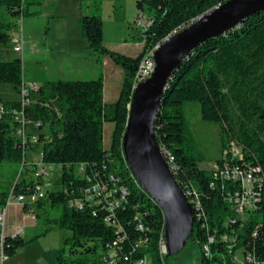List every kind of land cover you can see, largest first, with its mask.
Here are the masks:
<instances>
[{
    "label": "trees",
    "instance_id": "1",
    "mask_svg": "<svg viewBox=\"0 0 264 264\" xmlns=\"http://www.w3.org/2000/svg\"><path fill=\"white\" fill-rule=\"evenodd\" d=\"M85 1L89 0H82ZM225 1H137L138 10L147 6L154 23L141 39L144 45L136 57L104 44L100 13L82 14L81 27L88 47L109 56L124 71L119 96L113 103L104 100L103 63L99 65L97 77L90 80H49L43 73L37 75L33 83L39 86L30 90V102L22 109L20 100H4L0 96V104L4 106V112H0V162H24L27 147L35 145L41 149L43 163L63 165L62 186L46 192L51 206L60 210L59 216L48 217L47 222L51 227L73 233L65 239L66 244H71L70 254L65 256L62 248L57 257L59 264H109L106 255L115 241L119 242L115 264H137L146 257L152 264H165L166 255L160 249V242L165 238L164 213L139 185L124 155L123 137L130 103L140 68L150 51ZM44 2L0 0V44L14 40L12 31L16 26L5 20L3 7L10 16L23 18L36 14L31 8ZM7 83L14 84L19 92L26 83L21 58L0 59V85ZM188 102L199 105L202 120L220 123L221 143L228 151L229 163L250 170L257 179L256 208L245 217L237 214L226 201L229 194L242 191L241 182L216 176L202 167L207 155L187 117ZM14 109H21L28 121L25 138L18 133L22 124L16 120ZM38 122L40 126H36ZM106 122L114 124L109 148L104 142ZM156 133L167 152L166 158H173L171 166L177 181L187 195L194 191L198 194L200 204L196 203L194 194L189 196L195 217L189 240L202 246L203 264H235V255L240 249L264 264V10L226 34L197 46L175 70L156 118ZM232 143L241 148L242 158L232 155ZM74 165L84 166V174L77 175ZM100 176L107 186L98 197L101 202L87 203L82 209L70 207V200L81 198L82 190L95 185ZM35 185V180L22 185L16 183L11 192L0 194V205L7 206L11 195L33 194ZM123 189L127 193L115 206L112 224H108L109 207L120 199ZM35 205L43 209L45 199L32 207L26 203L24 210L29 212L33 208L36 214ZM139 223H143L144 230L138 229ZM224 235L234 241H224ZM211 236L214 242H210ZM28 241L21 235L6 234L4 254L11 257ZM141 241H144L142 245ZM205 245L210 246V255L204 250Z\"/></svg>",
    "mask_w": 264,
    "mask_h": 264
},
{
    "label": "rangeland",
    "instance_id": "2",
    "mask_svg": "<svg viewBox=\"0 0 264 264\" xmlns=\"http://www.w3.org/2000/svg\"><path fill=\"white\" fill-rule=\"evenodd\" d=\"M31 10L37 13L21 18L10 16L6 8H2L5 20L16 24L12 31L13 35L21 32L23 22L26 43L23 52L14 50V41L0 44V55H2L0 59L21 58L24 62L26 84H31L41 73L45 74L49 80H90L97 77L100 63H103L104 69L105 56L90 49L83 36L82 14L100 13L102 15L104 44L108 48L128 56H136L139 54H137L138 50L144 45L141 41L143 38L141 29L134 25L138 12L136 0H106L101 3L92 0L85 2L45 0L41 6L32 7ZM35 58L48 61H30ZM106 69L111 80L110 91L116 94L122 86L123 75L121 72L113 73L110 65L106 66ZM0 96L4 100L22 99L15 85L10 83L0 85ZM186 114L201 149L207 155V161L202 164V167L214 171L219 161L224 162L228 158V153L221 143V125L202 120L199 105L195 102H188ZM109 125L113 127L114 124L111 122L105 124L104 142L107 148L110 146ZM30 150L27 147V161L33 160L36 163L39 161L43 165H24V162L14 160L0 162V194L11 192L16 183L22 185L25 182L36 181L34 169H41L44 166L48 173L42 177L43 190L47 192L62 186L63 165L45 164L40 159L41 149H36L33 155ZM73 170L77 175H83L85 172L84 166L79 165H74ZM16 199V197L10 198L12 202L7 207L6 219L4 222L0 221V233L3 230V223H6V234L11 232V226L19 224L24 228L21 236L29 241L4 262H1L0 258V264H59L57 260L59 251L64 248L65 256H69L71 244H66L65 239L73 235L71 230L51 227L47 222L48 217L59 216L60 210L53 208L50 201L45 198L43 209L34 206L36 214L40 216L37 217L36 223H31L29 212L24 210L22 205L13 203ZM5 207L0 205V210ZM49 228L50 230L47 231ZM204 250L209 251L208 245L204 246ZM242 260V250H239L236 255L237 264H241ZM165 264H203L202 246L198 242L189 240L180 252L173 255L167 254Z\"/></svg>",
    "mask_w": 264,
    "mask_h": 264
},
{
    "label": "water",
    "instance_id": "3",
    "mask_svg": "<svg viewBox=\"0 0 264 264\" xmlns=\"http://www.w3.org/2000/svg\"><path fill=\"white\" fill-rule=\"evenodd\" d=\"M264 10V0H227L168 37L154 52L155 70L134 88L123 137L126 162L144 191L165 216L168 254L180 252L193 234L194 206L174 176L156 133V118L175 70L192 51Z\"/></svg>",
    "mask_w": 264,
    "mask_h": 264
},
{
    "label": "built area",
    "instance_id": "4",
    "mask_svg": "<svg viewBox=\"0 0 264 264\" xmlns=\"http://www.w3.org/2000/svg\"><path fill=\"white\" fill-rule=\"evenodd\" d=\"M140 1V0H136ZM142 1V0H141ZM146 6L143 8L139 9L136 15V18L134 20V25L136 28L141 29L142 32V37L145 38L146 34L145 32L153 25L154 23V17L152 13ZM22 30H23V22H22ZM14 50L17 52H23L24 51V46H25V37L23 35V32H19L14 36ZM155 52V51H154ZM154 54H149L148 57V63H146V73L143 74L142 79H140V82L144 80V76H151L152 73L155 70L156 63L153 58ZM38 84L31 82V84H24L21 88L20 94L22 95L21 101V109L24 107L26 104L30 102L29 99V93L30 90L32 89H37ZM21 109H14L15 113V118L17 121H19L22 124V127L19 128L18 133L22 138H25L26 136V131L27 128H25V125L28 123V121L25 120L23 111ZM0 112H4V106L3 104H0ZM40 122L36 124V126H40ZM33 142L36 141V138L32 139ZM165 151V150H164ZM231 153L234 157L237 158H242V151L240 147H237L234 143H232L231 146ZM166 152V151H165ZM228 153V151H227ZM167 156V152H166ZM169 163L172 165L173 158L171 157L170 160H168ZM43 165L42 163L39 164ZM223 166V167H222ZM47 168L44 166L41 169H37L35 175H36V185H35V192L31 195H24V194H19L16 196L17 198V203L22 205L23 207L25 206L26 203H28L31 207L41 199L46 198V191L43 190L42 188V177L47 174ZM216 176H221L225 179L228 180H233L236 182H241L242 184V191H237L234 194H229L226 197V201L229 203L231 208L239 215L245 217L248 215L250 212H252L256 208V201H257V196L259 195L258 193L255 192V182H257V179L253 176L252 172L250 170H247L245 168H241L237 165L232 166L227 158V161H224L222 164L218 162V164L215 165V170L213 171ZM102 177L100 176L98 178V182L93 185L92 187L86 188L85 190H82L83 196L81 198L73 199L70 200L69 206L70 207H75L78 209H82L86 206L87 203H99L101 200L98 198L103 192L107 190L106 182L101 179ZM87 179H91L90 176H87ZM111 179H113V176H111ZM259 181V180H258ZM127 192L125 189L122 190V196L120 199H116V201L110 205L109 211L110 215L106 218V222L108 224H112L111 222V217H113V211L116 205H118L121 200L124 199L125 194ZM187 193V192H186ZM111 195L112 193H108ZM105 195V196H108ZM196 196V203L200 204V201L198 199V194L194 191L193 193L189 192L188 196ZM11 198H14L13 195H11ZM11 204L9 201L7 206L0 210V221H5L6 215H7V207ZM29 214L32 219L36 220L37 216L33 211V208L29 210ZM138 229L144 230L145 227L143 223L138 224ZM6 223H3V230L0 233V258L1 262H4L8 257L4 254L3 247H4V240H5V235H6ZM24 233V228L22 226H19L16 228L14 236L16 235H22ZM224 241H234L229 235H224L222 237ZM210 242H214V236L210 237ZM118 241H115L111 248L109 249L107 255H106V260H109V264H115L117 262L118 258ZM144 243V241H143ZM142 241L140 244H143ZM242 254H243V260L241 264H248V263H259L257 260L251 255V254H246L243 249ZM239 251V250H238ZM210 246H209V253L210 255ZM168 254V248H167V243H166V238H165V255ZM237 255V252H236ZM236 255H235V264L236 262ZM137 264H148L147 257H146V263H137ZM262 264V263H259Z\"/></svg>",
    "mask_w": 264,
    "mask_h": 264
},
{
    "label": "crops",
    "instance_id": "5",
    "mask_svg": "<svg viewBox=\"0 0 264 264\" xmlns=\"http://www.w3.org/2000/svg\"><path fill=\"white\" fill-rule=\"evenodd\" d=\"M22 32H23V30H21ZM24 35V34H23ZM15 36V35H14ZM24 37H25V35H24ZM25 43H26V38H25ZM141 49H142V46H141V48L138 50V52H137V54L141 51ZM2 55H0V57H1ZM137 56V55H136ZM136 56H132V57H136ZM15 57H18V56H15ZM12 59H15V58H12ZM12 59H9V58H6L5 60H12ZM30 61H48V60H46V59H37V58H35L34 60H30ZM111 66L112 68H113V73H117V72H121V74L123 75V77H124V71H123V69L121 68V69H119L117 66L118 65H116L114 62H113V60L109 57V56H105L104 57V100H105V102L106 103H112L113 101H116L117 100V98H118V96H119V93H120V89L117 91V93L115 94V93H111V91H110V84H111V80L109 79V76H108V71H107V69H106V66ZM120 67V66H119ZM98 70V69H97ZM98 72H99V70H98ZM97 72V73H98ZM96 75H98V74H96ZM39 83V82H38ZM107 123V122H106ZM105 123V124H106ZM110 126V132H109V137H108V142H109V144H110V139H111V133H112V130H113V127H112V125H109ZM107 148V147H106ZM29 149H31L30 150V152H31V155H33L34 153H35V150L36 149H40V148H38L37 146H35V145H32V146H29ZM26 157H27V152H26V156H25V161H24V165H27V164H29V165H31V166H33V165H38L39 166V164L41 163V162H39L38 161V163H36L35 161H33V160H30V162H28L27 161V159H26ZM42 158V152H41V154H40V159ZM10 202H12L11 200H10ZM13 203H15V205L17 204V199L15 200V201H13ZM16 207V206H15ZM24 208V207H23ZM28 215H30L29 213H28ZM31 217V216H30ZM31 223H36L37 222V219L36 220H34V219H32L31 218ZM20 225L18 224V225H16V226H11L12 228H11V232H8V234H10V235H14V233H15V230H16V228L17 227H19Z\"/></svg>",
    "mask_w": 264,
    "mask_h": 264
},
{
    "label": "bare ground",
    "instance_id": "6",
    "mask_svg": "<svg viewBox=\"0 0 264 264\" xmlns=\"http://www.w3.org/2000/svg\"><path fill=\"white\" fill-rule=\"evenodd\" d=\"M160 45H161V44H159V45H157L155 48H153V50L150 51L149 54H154V51H156V50L160 47ZM148 57H149V55L146 57L144 63L142 64V66H141V68H140V72H139L140 74H139V76H138V79H137L138 81L136 82L135 87H136V86L138 85V83L140 82V79H142L143 74L146 73V63H148ZM148 77H150V76H144V80L147 79ZM191 203H192V202H191ZM192 204H193V203H192ZM160 249H161V253H162L163 255H165V238L162 239L161 242H160ZM147 261H148V264H152L151 259L147 258ZM140 263H146V258L143 259L142 261H140Z\"/></svg>",
    "mask_w": 264,
    "mask_h": 264
}]
</instances>
